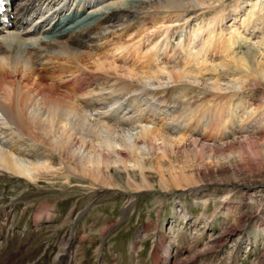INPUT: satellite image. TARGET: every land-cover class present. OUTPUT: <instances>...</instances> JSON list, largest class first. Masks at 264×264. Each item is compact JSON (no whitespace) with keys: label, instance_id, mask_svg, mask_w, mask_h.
I'll use <instances>...</instances> for the list:
<instances>
[{"label":"rangeland","instance_id":"1","mask_svg":"<svg viewBox=\"0 0 264 264\" xmlns=\"http://www.w3.org/2000/svg\"><path fill=\"white\" fill-rule=\"evenodd\" d=\"M231 2L213 0L188 11H170L159 19L158 28L146 24L141 39L128 40L119 36L118 30L109 28L99 37L98 49L88 44L79 49V65L67 62L63 57L52 59V55L44 56L34 63L36 69L27 77L29 81L23 80L29 86L35 81L47 91L53 86L60 90V94H72V83H64L84 71L97 77L94 83L86 84V89L96 88L103 80L104 84L112 83V80L107 82L106 77L141 84L142 75L159 67L171 72L176 80H146L143 93L133 95L130 103L122 101L131 106L121 102L122 105L119 103L112 107L110 115L106 113L107 116L104 114L103 117L101 114V119L95 115L93 121H88L99 124L95 128L97 130L84 124L83 132L88 134L86 130L90 129L95 131L92 133V136H97L95 140H103L114 137L119 130L133 129L136 133L144 124L150 129L162 130L170 137H177L184 128V135L196 136L202 143L223 144L220 147L225 151L238 149V154L226 160H208L201 173L195 174L193 185L203 186L201 194L207 199V204L203 202L204 197H192L181 187H174L172 192L163 191L156 182V175L150 178L151 189L130 193L126 191L132 188L122 177L113 179V186L102 188L91 184L88 177L73 174L65 177L61 173H53L29 185L20 179L17 181L0 175V244L7 264H56L53 260L56 254L57 264H96L100 244V262L103 264H153L157 256L162 264H167V244L172 248L173 258L184 260L186 264H264V86L256 83L238 91L244 92L246 98H233L235 100L228 104V110L226 106L228 117L219 132L205 127L208 121L205 116L196 115V111L199 113L197 103L206 104V107L211 105L203 98L201 92L206 89L201 80L216 78L221 71L227 73L225 78L222 75L223 79H230L233 73L229 70L234 66L230 56H251V61L264 62L263 44L248 32L237 38L230 48L226 57L230 61L227 68L221 67L218 59L191 57L200 44L208 45V38L216 34L217 27L209 29L208 21L219 14L222 6H229ZM92 20L94 18H88L84 22ZM255 30L259 34L260 30ZM216 40L211 38L212 43ZM117 41L128 45L127 52L114 48ZM150 54L154 57L145 72L134 68L140 64L141 58L138 57ZM97 60L102 62V67L94 63ZM133 71L136 74H132ZM178 74L198 76L200 81L195 83L191 78H180ZM190 86L193 89H187ZM156 91L160 92L154 93ZM121 94L113 98L103 95L102 100H96L99 103L97 107L106 108ZM123 111L129 116L124 113L123 116ZM137 116L140 122L136 120ZM241 137L256 142L249 146L248 141ZM227 192L229 197L221 202ZM251 195L257 198V202H251ZM49 208L56 212L54 216L40 218V225H35L37 211L39 216L43 212H51L47 210ZM176 210L184 211L188 220L178 217ZM170 220H174L173 237L166 232ZM68 238H71L69 244Z\"/></svg>","mask_w":264,"mask_h":264},{"label":"bare ground","instance_id":"2","mask_svg":"<svg viewBox=\"0 0 264 264\" xmlns=\"http://www.w3.org/2000/svg\"><path fill=\"white\" fill-rule=\"evenodd\" d=\"M208 1L213 0H10L13 8L8 13L13 14L9 18L13 27L0 28V175L17 181L20 179L29 185L53 173H61L65 177L73 174L88 177L91 184L102 188L113 186V179L122 177L132 188L126 191L128 193L151 189L153 185L150 178L156 175V182L163 191L172 192L174 187H181L190 192L192 197L203 198V186L193 185L197 176L195 174L201 173L208 160H226L238 154V149L225 151L220 147L223 144L215 146L202 143L196 136L184 135V128H180L177 137H170L162 130L140 124L142 127L136 133L133 129L119 130L114 137L109 136V139L107 137L103 140H95L97 136H92L95 131L87 129L88 134L83 132L84 124L89 128H97L99 124L92 123L95 115H99V119L101 114L103 117L106 113L110 115L113 106L119 103L122 105L123 100L130 103L133 95L143 93L146 80H176L171 72L159 67L158 70L142 75L144 79L140 80L141 84L106 77L107 82L112 80V83L104 84L103 80L96 88L86 89V84L94 83L97 77L95 74L87 75L84 71L77 78L72 77L63 82L65 85L72 83V94H60V90L53 86L47 91L35 81L32 82L35 85L31 86L24 82L29 81L27 77L30 74H34L36 68L33 64L42 56L51 54L55 58L63 57L65 61L79 65V49L85 44L98 49L99 37L109 28L118 30L119 36L128 40L136 37L141 39L146 24L158 28L159 19L168 12L188 11ZM67 9L71 11L67 12ZM218 13L208 21L209 29L217 27L216 34L211 37L217 40L212 43L211 38H208V45L200 44L192 58L218 59V64L227 68L230 61L226 57L230 48L237 42V38L247 32L251 36L255 35L256 41L264 46V0H232L229 6H222ZM88 18L94 20L85 23ZM227 21L230 23L226 24ZM255 29L260 30L259 34ZM114 48L125 49L127 52L128 45L117 41ZM153 57V54L138 57L141 58L140 64L134 68L145 72ZM229 58L234 63L229 70L233 73L230 79H223L222 75L227 73L220 70L216 78L201 80L203 88L207 90L201 92L203 98L211 105L206 107V104L197 103L196 110L199 113L196 111V115L205 116L208 120L205 127L215 132H219L225 124L228 104L235 100L233 98H246L244 92H238L240 89H248L256 83L264 86L263 61H251L246 56ZM95 62L99 67L103 66L102 62ZM131 73L136 74L134 71ZM178 75L180 78H191L195 83L200 81L198 76ZM188 88L193 89L191 86ZM102 89H106L105 92H100ZM225 90L229 92L225 93ZM221 91L224 94H218ZM120 93L114 98L113 104L103 109L97 107L99 103L96 100H102L103 95L113 98ZM128 109L132 110L131 107ZM127 112L123 111L122 115ZM135 118L137 120L138 116ZM245 140L249 146L256 142L250 141L248 137ZM228 193L222 196L221 202L229 197ZM250 199L251 202H257L254 195ZM203 202L207 204L205 197ZM165 252L171 255L168 245Z\"/></svg>","mask_w":264,"mask_h":264}]
</instances>
